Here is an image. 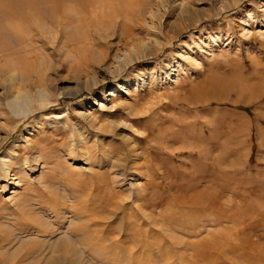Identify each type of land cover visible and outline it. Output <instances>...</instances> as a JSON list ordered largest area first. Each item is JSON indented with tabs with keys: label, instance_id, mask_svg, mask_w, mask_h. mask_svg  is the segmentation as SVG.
<instances>
[{
	"label": "rangeland",
	"instance_id": "obj_1",
	"mask_svg": "<svg viewBox=\"0 0 264 264\" xmlns=\"http://www.w3.org/2000/svg\"><path fill=\"white\" fill-rule=\"evenodd\" d=\"M10 2L0 24L27 43L39 28ZM46 15L59 40L36 47L56 70L30 92L66 93L26 116L0 105V264H264V215L207 172L212 130L264 112V0H70Z\"/></svg>",
	"mask_w": 264,
	"mask_h": 264
},
{
	"label": "bare ground",
	"instance_id": "obj_2",
	"mask_svg": "<svg viewBox=\"0 0 264 264\" xmlns=\"http://www.w3.org/2000/svg\"><path fill=\"white\" fill-rule=\"evenodd\" d=\"M64 1H70V0H12V2L9 3V5L11 4V5L19 8L20 10H22V12L25 13L26 15L27 14L30 15L31 19L34 22V25L36 27H38L40 30V31L37 30V33L39 34V36L37 35V33L35 34L33 31H29V34L27 36V39H28L27 43H26V39L23 36H21L20 34L16 35L15 33L10 35L9 30L5 29V27H3V25H2L3 23L0 24V54L3 57V61H4L3 63L0 64V76L5 77V80H6L5 82H7V86L5 85V88L0 93V105L4 106L6 109H8L12 113H14L16 116L20 117V116H26L27 114H29L31 111L30 107L33 104V100H35L34 103L36 102L38 104V106H42L44 103L46 104V102L47 103L50 102L49 96L51 94H54V96L56 98L59 96H63L66 93V92H60L56 88H52L53 89L52 92L48 91L47 88L46 89H39L36 91L37 94L35 93V98H33V94H32V92H30L34 78H35V80L38 79V80H43V81L45 80L46 81V79L50 78L49 76H47V73H46L48 71V69L56 70V66L54 67V63H53V61H51V60H53L52 59L53 58L52 56L54 55L53 51H51L48 54L43 55V57H41L40 54L44 48L42 49V48L36 47V44L37 43L45 44V41H48L49 43H51V45L54 46V44H56V41L59 40L58 37L60 36L59 30H61L60 29L61 25L59 26L60 20L58 19V17L53 15L52 12L50 13V16L52 17V19L50 20V23L54 27H57V25H58L59 30H55L52 27L50 28V27H48L42 23L46 20H49V19H47L48 16L46 15L48 13V10L49 9L53 10V8L57 4H60L61 2H64ZM155 12H157V11H155ZM13 15H15L14 12L3 11L0 13V19L1 18L2 19H9ZM154 15H156V16L160 15V12L156 13ZM67 20H69V19H67ZM68 25H69V23H68ZM71 25H72V23H71ZM62 27H64V26H62ZM33 28H35V27H33ZM65 30H67V29H65ZM47 31L52 32V33L49 35H46ZM62 31L64 32V30H62ZM73 32H75V31H73ZM64 34L67 35L68 33L65 32ZM75 34H76V32H75ZM69 36L70 35L68 34V37ZM24 44H25V47L22 46ZM18 45H20V47H16ZM28 47H31L33 50L26 49ZM62 49H64V48L58 47L57 51L58 52L60 51L62 53ZM61 53H59V54H61ZM63 53H65V55L69 54L68 50L63 51ZM134 56H136V55H134ZM25 58H27V60H28L27 62H25ZM129 61H130V59H128L126 57L123 58V62L125 64H128ZM123 62H121V63L123 64ZM40 64H43V65L41 67H39ZM36 65L38 66L37 69H36ZM35 71L37 72L36 75L33 74V73H35ZM1 72H3V74ZM248 79H250V77H248L246 79V81H248ZM9 95H11V96L9 97Z\"/></svg>",
	"mask_w": 264,
	"mask_h": 264
},
{
	"label": "crops",
	"instance_id": "obj_3",
	"mask_svg": "<svg viewBox=\"0 0 264 264\" xmlns=\"http://www.w3.org/2000/svg\"><path fill=\"white\" fill-rule=\"evenodd\" d=\"M250 121L251 128L248 130L247 126L242 130L226 126L212 130L210 135L217 136L215 139L220 142L221 149L211 163L207 139L208 180L215 188L238 191L242 199L251 202L250 213L264 215V112H256V120ZM234 130L238 134L235 141L240 142L242 147L240 159L231 158L226 148L231 139L229 134Z\"/></svg>",
	"mask_w": 264,
	"mask_h": 264
},
{
	"label": "trees",
	"instance_id": "obj_4",
	"mask_svg": "<svg viewBox=\"0 0 264 264\" xmlns=\"http://www.w3.org/2000/svg\"><path fill=\"white\" fill-rule=\"evenodd\" d=\"M241 109L244 110V111H246L247 114H249L250 116L253 115V113L251 112V108H250V106H248V107H243V108H241Z\"/></svg>",
	"mask_w": 264,
	"mask_h": 264
}]
</instances>
